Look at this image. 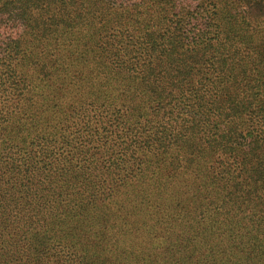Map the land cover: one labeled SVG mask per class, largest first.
I'll use <instances>...</instances> for the list:
<instances>
[{"label": "trees", "instance_id": "1", "mask_svg": "<svg viewBox=\"0 0 264 264\" xmlns=\"http://www.w3.org/2000/svg\"><path fill=\"white\" fill-rule=\"evenodd\" d=\"M0 264H264V0H0Z\"/></svg>", "mask_w": 264, "mask_h": 264}]
</instances>
